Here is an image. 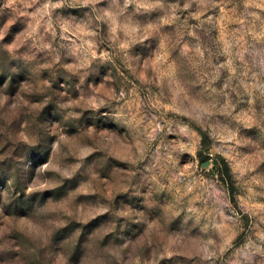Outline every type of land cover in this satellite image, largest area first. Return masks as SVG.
Segmentation results:
<instances>
[{
  "label": "rangeland",
  "instance_id": "rangeland-1",
  "mask_svg": "<svg viewBox=\"0 0 264 264\" xmlns=\"http://www.w3.org/2000/svg\"><path fill=\"white\" fill-rule=\"evenodd\" d=\"M0 264H264V0H0Z\"/></svg>",
  "mask_w": 264,
  "mask_h": 264
},
{
  "label": "trees",
  "instance_id": "trees-1",
  "mask_svg": "<svg viewBox=\"0 0 264 264\" xmlns=\"http://www.w3.org/2000/svg\"><path fill=\"white\" fill-rule=\"evenodd\" d=\"M216 164L217 170L220 172L221 175H224L223 170L227 167V162L223 158H217Z\"/></svg>",
  "mask_w": 264,
  "mask_h": 264
}]
</instances>
